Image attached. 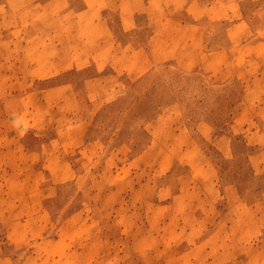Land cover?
I'll return each mask as SVG.
<instances>
[{
    "label": "rangeland",
    "instance_id": "obj_1",
    "mask_svg": "<svg viewBox=\"0 0 264 264\" xmlns=\"http://www.w3.org/2000/svg\"><path fill=\"white\" fill-rule=\"evenodd\" d=\"M112 1L0 0V264H264V0L139 62Z\"/></svg>",
    "mask_w": 264,
    "mask_h": 264
},
{
    "label": "crops",
    "instance_id": "obj_2",
    "mask_svg": "<svg viewBox=\"0 0 264 264\" xmlns=\"http://www.w3.org/2000/svg\"><path fill=\"white\" fill-rule=\"evenodd\" d=\"M109 4L110 9L115 7V10L118 11L119 25L121 31L125 32V34L127 33V35L136 38L137 29L140 27L137 23V17L142 13L147 16L149 24L153 25L155 29L154 35L149 39L148 46L150 45V47L148 52H146V49H142L139 44L136 45L135 41L130 40L129 44L121 43L125 45L124 48H122L123 51L119 54L122 55V60L124 59L127 61L128 59H132L135 61L136 59L138 62L145 59H149V61L155 60V45L163 46V50H165L163 54H168L167 57L161 58L160 60H169L172 58L171 55L174 56L177 52L179 53V49L175 51L177 46L175 39L178 32L189 33L188 37L179 38V41L182 45L193 48L190 50L191 54L197 52V47L199 45L201 46L203 43L202 31L197 23L191 22L190 24L183 26L181 23H177V19L175 18V12L184 9L183 11L189 14L193 20L202 19L204 11L198 0H155V5L154 0H150V2L144 6L140 0H117L109 2ZM85 12L88 13L89 9L87 8ZM95 25H98L103 29V39L109 36L112 37V41L106 38V43L107 47L111 50L110 54H113V50L110 46L112 45L113 40H115L116 43H119V40L113 33L110 24L108 22H99L95 23ZM180 36H183V34H180ZM102 38H100V40H102ZM130 46H133L134 48L126 51V47ZM113 47L114 51L118 50L115 45H113ZM61 51L62 48H60L59 51V61L63 58ZM97 57H95V59H98ZM71 61L72 59H68L66 62L70 63Z\"/></svg>",
    "mask_w": 264,
    "mask_h": 264
},
{
    "label": "clouds",
    "instance_id": "obj_3",
    "mask_svg": "<svg viewBox=\"0 0 264 264\" xmlns=\"http://www.w3.org/2000/svg\"><path fill=\"white\" fill-rule=\"evenodd\" d=\"M12 123H13V127H18L20 124V121L16 118L15 114H13ZM20 134L25 135L26 129H25V131L21 132Z\"/></svg>",
    "mask_w": 264,
    "mask_h": 264
}]
</instances>
